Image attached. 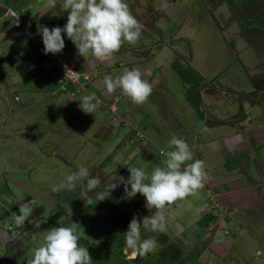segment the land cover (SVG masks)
Instances as JSON below:
<instances>
[{"label": "rangeland", "instance_id": "1", "mask_svg": "<svg viewBox=\"0 0 264 264\" xmlns=\"http://www.w3.org/2000/svg\"><path fill=\"white\" fill-rule=\"evenodd\" d=\"M135 2L138 12L145 15L143 29L148 34L142 30L141 35L151 40L153 55L154 44L162 42V52L155 58L159 68L148 81L153 91L146 103L134 104L129 112L125 105L129 106L130 99L123 95L118 102L112 96L109 99L82 76L84 88L67 84L61 91L71 89L74 105L56 115L51 108L60 91L52 94L58 88L54 69L25 71L16 84L9 83L0 109V264H27L33 250L43 244L47 230L73 223L84 233L80 244L88 248L92 264H264L263 218L248 221L241 212L227 216L225 211L204 230L195 221L202 215L197 209L186 218L171 206L166 211L165 233H144L142 229V238L154 237L158 246L155 252L140 257L126 250L124 232L134 216L142 220L151 214L142 194L131 196L119 184L104 201L85 207L79 185L71 192L52 191L78 164L101 181L89 193L93 199L106 190L112 177L127 179V166L144 168L150 175L155 167H163L166 157L159 150H170L167 142L173 135L188 143L196 131L200 93L207 102L217 100L222 87L229 94H235L234 90H239L237 95L247 94L253 88L251 76L264 75V0ZM45 4L46 0H22L12 8L27 17ZM142 4L154 8L147 12ZM8 18L6 14L0 19V28H10L11 35L25 28ZM38 23L31 28L33 33L24 32V46L33 36L41 37L38 26L46 21ZM64 49L57 54L64 56ZM95 65L102 66L96 61ZM142 78L147 81L146 76ZM86 87L101 102L97 123L78 107V98L89 94ZM210 89L214 90L207 93ZM257 97L262 105L257 118L264 119V92ZM115 112L126 122L111 124ZM85 124L88 129L84 131ZM106 127H112L114 133L106 138L93 135L94 129L105 133ZM136 130L144 137H138ZM77 133L81 135L76 138ZM34 197L40 205L22 228H15L11 213L19 214L20 201L30 202ZM65 204L73 209L71 220L65 216ZM219 208L223 209L218 206L215 211Z\"/></svg>", "mask_w": 264, "mask_h": 264}, {"label": "crops", "instance_id": "2", "mask_svg": "<svg viewBox=\"0 0 264 264\" xmlns=\"http://www.w3.org/2000/svg\"><path fill=\"white\" fill-rule=\"evenodd\" d=\"M21 1L0 0V19L7 14L9 7L21 4ZM135 1L126 0L130 11L140 22L142 34V30L145 32L143 29L145 15L138 12ZM142 7H145L147 12L150 11L148 9L154 8L151 4ZM21 18L23 20L21 26L28 30L23 28L11 35L10 28L4 25L0 28V109L5 104V91L9 83L16 84L22 79L23 72L31 70L42 72V70L54 69L56 81L60 73L49 54L44 53V47L33 45L32 42L24 46L23 43L24 34L33 33L31 28L39 24L41 20H45L44 26L50 29L56 26L63 27L67 23L68 13L61 10L60 0H55V2L46 0L43 7ZM145 33L148 34V32ZM62 34L65 40L64 56L75 58L82 69L90 73L89 76H84L87 78L86 83L90 80L93 87L99 88L104 95L109 96V99L120 90L108 94L101 89L100 83L105 74L116 75L124 68L138 69L142 77L146 76L147 81H150L155 75L154 71L159 68L155 58L162 52V42L154 44L156 53L153 55L154 52L152 53L150 48L151 40L141 35L136 45L125 43L111 58L101 62L91 53L87 58L79 55L75 44L66 33ZM29 52H31L30 56H26ZM95 61L102 66L96 68ZM107 68H109L108 71ZM94 70L96 74H93ZM7 77H11V81ZM70 90L67 93L57 89L53 90L52 94L60 91L56 93V103L51 108L56 115L74 105ZM213 90L206 91L209 93ZM234 91L239 92V90ZM85 92L92 93L88 88ZM259 92H264V89L253 91L252 88L245 92L247 94H229L222 87L218 99L211 100V102L204 101L202 93L198 95L202 100L200 118L197 121L196 131L189 136L188 144L193 152L194 160L204 161L208 179L204 187L196 194L178 200L172 207L175 212L181 210V216L186 218L192 217V212L197 209L202 215L195 221L204 230L225 211L227 216L234 211L241 212L242 217L248 221L256 218L264 219V119L257 118L262 109L257 97ZM128 105L125 106L130 112L135 105L131 101ZM100 112L98 109L95 114H88L87 119H93V123H97L100 119ZM81 124L82 121H80ZM86 127L85 124L84 131L88 129ZM101 128L94 129L93 135L106 138L114 133L112 127H106L105 133L101 131ZM80 135L77 133L76 138ZM94 141L97 143V140L94 139ZM218 206L223 209L219 208L215 211V207ZM205 232L207 236L208 232Z\"/></svg>", "mask_w": 264, "mask_h": 264}, {"label": "clouds", "instance_id": "3", "mask_svg": "<svg viewBox=\"0 0 264 264\" xmlns=\"http://www.w3.org/2000/svg\"><path fill=\"white\" fill-rule=\"evenodd\" d=\"M60 7L68 13L67 23L63 27L50 29L38 26L45 54L62 52L65 48L62 33H66L79 55L87 58L91 53L95 59L104 62L125 43L134 46L141 37L140 22L130 11L126 0H60ZM100 87L108 94L119 89L124 97L136 105L146 103L153 91L152 85L142 78L138 69L128 68L116 75L105 74ZM78 99L81 101L78 107L85 114H95L101 103L94 92ZM167 148L170 150H160V155L166 157L163 167H155L149 175L144 168L125 164L130 176L127 179L123 176L112 177L106 190L96 193L95 199L89 193L97 189L101 181L98 177H92L89 168L83 164H78L76 171L66 174L52 191L71 192L79 185V197L85 202V207L104 201L119 184H123L125 192H130L131 196L142 194L145 207L151 214L142 220L136 216L132 218L124 232V244L126 250L144 257L155 252L158 245L154 237L142 238V229L144 233H165L167 209L178 200L196 194L208 179L204 161L194 160L193 152L185 140L173 135L167 142ZM22 201L19 203V214L11 213L10 223L17 229L25 225L34 207L40 205L35 197L30 202ZM63 207L65 216L71 220L74 214L71 205L65 204ZM16 234L13 230L12 236ZM82 238L84 233L77 231L75 223L72 226L52 227L44 235L43 244L33 250L27 264H92L88 248L80 244Z\"/></svg>", "mask_w": 264, "mask_h": 264}, {"label": "built area", "instance_id": "4", "mask_svg": "<svg viewBox=\"0 0 264 264\" xmlns=\"http://www.w3.org/2000/svg\"><path fill=\"white\" fill-rule=\"evenodd\" d=\"M6 13L9 16L8 18L9 22L13 23V25L21 26L23 24V20L18 10L12 7H9ZM31 41L34 44L41 45L42 47H44L42 36L41 37L33 36ZM49 57L53 60V62L55 63V65L58 67L60 71L59 76L57 78V82H58L57 90L62 91L66 89L65 86L67 84H76L78 88L85 87L84 82L81 81V77L89 76L90 73H87L84 69H82V66L75 58L71 56H63V55L51 54V53H49ZM93 74H96V70L93 71ZM121 95H122L121 92H119L118 94H115L113 96V100H116ZM125 119L126 118L122 116V114L115 112L113 115L111 124L119 125L121 122H126L124 121ZM135 133L140 138L144 137L140 131L136 130Z\"/></svg>", "mask_w": 264, "mask_h": 264}, {"label": "trees", "instance_id": "5", "mask_svg": "<svg viewBox=\"0 0 264 264\" xmlns=\"http://www.w3.org/2000/svg\"><path fill=\"white\" fill-rule=\"evenodd\" d=\"M250 79L253 85V91L264 89V75H253Z\"/></svg>", "mask_w": 264, "mask_h": 264}]
</instances>
